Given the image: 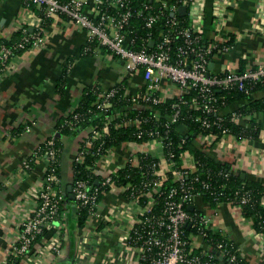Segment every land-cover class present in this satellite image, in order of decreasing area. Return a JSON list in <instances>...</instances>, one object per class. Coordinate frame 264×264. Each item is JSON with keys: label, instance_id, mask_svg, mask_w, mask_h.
<instances>
[{"label": "crops", "instance_id": "1", "mask_svg": "<svg viewBox=\"0 0 264 264\" xmlns=\"http://www.w3.org/2000/svg\"><path fill=\"white\" fill-rule=\"evenodd\" d=\"M83 1L88 11L92 0ZM194 1L202 16L192 23L200 29L204 41L223 44L233 38L227 52L211 59V73L227 67L244 70L264 62V0ZM31 19L22 0H0V39H9L19 24L31 23ZM116 83H124L126 92L135 95L143 88L144 80L140 73L127 76L121 59L92 45L88 33L63 15L49 19L42 44L10 57L0 75V264L9 259L21 221L37 204L43 176L45 163L41 157L30 169H24L22 161L57 133V122L78 107L88 88L106 89ZM176 91L167 79L162 80L160 93L165 98ZM251 96L263 97L264 87ZM246 103L245 99L234 101L222 106L219 113L238 114L233 120L238 125L253 117L260 131L257 138L227 134L216 140L196 135L193 144L217 164L227 165L233 175L264 185V110L242 114L239 110ZM89 130L59 136L62 194L72 180L81 138ZM139 150L151 155L160 152L152 146L123 143L112 147L95 168L113 174L129 160L137 161ZM164 170L165 165L160 163L158 173ZM188 207L209 217L210 229L230 239L243 261L264 264V233L254 229L241 207L226 202L212 205L199 195L190 200ZM77 209L74 201L64 200L57 219L33 244L30 256L19 264H139L137 252L124 239L137 220V205L122 188L104 192L96 215L83 223L78 220ZM56 237L60 241L58 254L47 250ZM220 264L229 263L222 259Z\"/></svg>", "mask_w": 264, "mask_h": 264}, {"label": "built area", "instance_id": "2", "mask_svg": "<svg viewBox=\"0 0 264 264\" xmlns=\"http://www.w3.org/2000/svg\"><path fill=\"white\" fill-rule=\"evenodd\" d=\"M156 1L161 4V10L147 16L144 19V25L151 28L162 17L165 10L170 12V19L166 22V28L159 31L155 39L150 38L151 35L148 34L143 42L137 45L136 37L131 34L130 20L139 15L142 9L150 8L145 2L135 7L133 0H92L87 11L83 0H22L23 6L30 13L33 21L31 19V23L23 22L17 26L15 31H20L21 37L11 46L0 45V75L14 51L42 44L45 30L42 27L43 24L54 15H63L84 29L91 43L96 42L97 46L121 59L127 76L140 73L143 77V88L135 95L128 94L123 83H116L106 89L94 87L97 91L98 107L103 109L110 107L111 99L118 95L121 89L124 90L120 96L134 104H156L165 99L160 90L162 80L167 79L177 89L171 97L178 98V101L172 105L174 113L170 122L176 121L179 117V104L183 101L181 99L192 92L191 108L198 112L193 118L194 123L207 131V134L200 135L216 139L218 135L221 137L230 134L229 129L224 126V116L219 113L221 107L217 93L237 91L244 95H252L253 87L264 80V62L246 67L243 71L238 67L234 69L227 67L219 73H211L209 70L211 59L217 54L228 51L232 45L227 43L230 39L223 44L204 41L200 29L192 23L202 16L198 12L199 7L196 1H180V6L186 7L188 20V26L183 28L180 27L177 19L179 0ZM178 36L182 37V44L178 45L175 51H171V43ZM151 41H153L152 46ZM238 117V114H232L231 119L236 120ZM143 119L122 117L114 125L116 127L139 126ZM64 123L69 128L72 126L71 121L67 119ZM108 124L106 122L101 130H89L91 134L82 148L78 149L74 160L79 163L84 161L93 141L107 132ZM244 126H248L247 122ZM143 134L147 135L148 141L139 143V146H152L160 150L158 155H152L157 157L158 162H153L151 168L163 163L164 172L170 170L173 179L179 182V187H172L160 200L159 197L164 193L160 190V179L155 176L162 175L164 172L154 171V175L152 174L154 177L150 176L148 180L142 182L135 193L131 194V199L135 200L137 205V220L124 239L127 245L137 252L139 264H219L216 252L220 253L222 259L226 255L228 262L234 264L233 262L236 261L234 243L227 239L216 242L214 246L209 245V242L205 241L206 230L218 233L210 229L209 217L204 214L198 217L193 216L185 208L194 196H201L193 185L185 183L189 174H193L192 181L199 180L196 173L199 163L190 153L184 152L181 158L183 164L184 161L187 164L174 168L175 162L168 160L164 152L167 149L169 156L173 157L174 154L170 151L172 139L164 136L157 125L144 132L138 130L136 136L140 138ZM54 136L46 139L42 146L22 161L24 169H30L37 157H41L45 165L37 193V204L31 214L21 221L17 240L12 245L10 257L4 264H19L20 260L29 257L33 244L44 235L45 229L59 215L63 194L60 190L58 174L60 149L56 146ZM183 141L184 139L181 140ZM109 154L110 149L100 153L96 163ZM138 154L151 155L145 150H139ZM127 164L138 166L139 158L137 157V161L131 159ZM92 170L96 176L101 177L99 183L102 185L111 183L112 174L96 170L95 166ZM228 174L229 172L226 171L223 173L225 177ZM127 188L129 185L122 187L124 192ZM202 188L210 189L209 183L202 182ZM98 193L96 187H92L82 179L76 180L72 186L76 203L88 208L89 217L96 215ZM220 197L219 194L214 195V200L223 202ZM233 198L232 201H237L235 204H232V201H226V203L239 206L241 209L243 205L252 201L250 192L241 188L235 191ZM140 199H142L141 202ZM260 204L264 207V199L260 201ZM48 246V251L54 254L60 252V241L57 237L53 238Z\"/></svg>", "mask_w": 264, "mask_h": 264}, {"label": "trees", "instance_id": "3", "mask_svg": "<svg viewBox=\"0 0 264 264\" xmlns=\"http://www.w3.org/2000/svg\"><path fill=\"white\" fill-rule=\"evenodd\" d=\"M180 1L177 3L178 7L180 6ZM141 2L147 3L150 7L149 9H142L139 15L131 18L130 28L132 33L136 37V43L139 45L146 38L148 34L151 35L150 38L155 39L159 31L166 28V22L170 19V12L165 10L163 11L162 17L152 25L151 28H147L144 25V19L161 10V4L156 0H133L135 7H138ZM33 7V6H32ZM179 20L180 27L183 28L188 26L187 16H177ZM49 19L43 24V28L48 24ZM21 37L20 31H15L12 33L9 39H0V45L4 44L6 46H11L15 41L19 40ZM233 38H231L227 43H232ZM146 42V40H145ZM182 44V37L178 36L171 43V51H175L178 45ZM92 45H96V42H92ZM28 46L27 48H29ZM22 50H16L13 54L19 53ZM241 69V68H240ZM243 71V69H241ZM123 85H125L123 83ZM264 87V80L260 83H257L253 87V92L257 91ZM124 89H121L119 94L111 99L110 107L103 109L98 107L97 100V91L94 88H88L83 94L82 100L78 107L74 109L69 114L62 117L56 125L55 141L56 146L59 148V136L61 135H71L83 130L96 129L101 130L106 122H108L107 132L98 140L93 141V144L88 149V154L85 156L82 163L73 161L72 165V180L70 184L73 186L74 182L78 179L87 181L92 187L98 189L97 200L99 202L102 194L113 187H126L129 185V188L125 190V194L132 198V193H135L142 185V182L148 180L151 176L154 175V171L158 172L159 166L151 168L153 162H158L157 157L152 155H140L139 165L134 166L127 164L124 167L118 169L115 173L112 174L111 183L102 185L101 183H96L98 176L93 173V166H95L96 160L99 157L100 153L111 149L112 147L118 146L123 143H142L148 141L146 134H143L140 138L136 136L138 130L144 132L147 129L154 128L158 126L161 130V133L166 136L168 139H172V145L170 151L174 154L173 157H170L168 150L165 149L166 158L175 162L174 168H180L183 165L181 155L184 152L190 153L195 160L199 163L197 167V175L199 180L192 181L193 174H189V177L185 179V183L193 185L195 190L200 193L203 199L209 201L212 205H215L217 201L214 200V195H220L221 201H232L235 195V191L241 188L244 191H249L251 194V203L243 205L242 214L245 218L253 220V227L255 230L264 232V207L261 206L260 201L264 199V185L258 182L248 181L242 179L239 175H233L230 172V168L225 164H217L214 162L208 155H206L202 150H199L193 144V139L196 135L207 134V131L202 130L197 123H194L193 118L198 113L195 109L191 108L192 95L186 94L181 99L180 102V112L179 117L174 122H170V118L174 113L172 105L178 101L176 97L165 98L163 101H160L156 104L154 103H137L134 104L130 100L122 98ZM217 96L219 97L220 107L228 105L234 101H239L245 99L247 103L241 107L239 110L242 114L252 115L258 110H264V96L260 98H254L251 95H244L242 92L237 91H225L218 92ZM76 115V117H74ZM155 116V117H154ZM122 117L124 118H134L140 117L144 118L139 126L131 125H122L116 127L114 124L116 121H119ZM69 120L72 123V126L69 128L65 125L64 121ZM167 124L168 126H166ZM248 126L238 125L235 121L231 119V116H224V126L227 127L230 131V134L238 138H257L259 136V127L255 122L254 118L251 117L247 120ZM165 126L167 131H165ZM91 132H87L81 138L79 148H82L85 140L90 136ZM220 136L216 137V140ZM184 139L183 142L181 140ZM180 144V145H179ZM78 148V149H79ZM224 171L229 172L228 176L223 175ZM59 172V168H58ZM153 174V175H152ZM154 177V176H153ZM156 178L160 179V190L164 193L159 197L160 200L164 197L167 191L172 187H179V182L173 179V174L171 171H166L162 175H156ZM202 182H207L210 185V189H203ZM218 193V194H217ZM67 193L63 192V198L60 202L59 212L62 208V203L64 200H67ZM69 200V199H68ZM72 201V200H70ZM77 205L78 220L80 223H83L86 218L89 217L88 208ZM142 199H140V202ZM237 201H232V204H235ZM185 208L193 216L202 214L196 210H189L188 205H185ZM191 231V230H190ZM189 232V231H188ZM207 235L205 241L209 242V245L214 246L218 241H226L227 239L221 236L219 233H213L210 230H206ZM236 248V247H235ZM236 255V261L234 264H248L239 256L238 250L234 251ZM221 260L219 259V262ZM223 262H228V257L224 255ZM220 264V263H219Z\"/></svg>", "mask_w": 264, "mask_h": 264}, {"label": "water", "instance_id": "4", "mask_svg": "<svg viewBox=\"0 0 264 264\" xmlns=\"http://www.w3.org/2000/svg\"><path fill=\"white\" fill-rule=\"evenodd\" d=\"M185 14H186V7H185V6H180V7L177 9V15H178V16H183V15H185ZM171 15H173V14H171ZM150 44H151V46H152L153 41H151ZM66 193H67V197H68V199L73 201V200H74V196H73V194H72V185H71V184L68 185V187H67V189H66ZM188 209L190 210V207H188ZM216 254L218 255L219 259L222 260V256L220 255V253H219V252H216ZM228 263H229V262H228ZM229 264H232V263H229Z\"/></svg>", "mask_w": 264, "mask_h": 264}]
</instances>
